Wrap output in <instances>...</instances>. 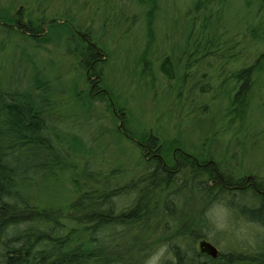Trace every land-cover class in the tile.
I'll return each instance as SVG.
<instances>
[{"label":"trees","instance_id":"trees-1","mask_svg":"<svg viewBox=\"0 0 264 264\" xmlns=\"http://www.w3.org/2000/svg\"><path fill=\"white\" fill-rule=\"evenodd\" d=\"M135 1L145 19V48L137 57L142 60L154 43V22L160 7L159 0ZM224 4L233 8L227 0L193 3L195 17L181 34L184 56L191 54L199 58L195 62H202L207 55L224 52L222 60H238L232 36H227L232 39L228 40V46H223L222 51L218 49L220 31L229 33L231 25L212 27L223 13L221 10L217 13V9ZM234 15L232 26L241 18L238 11ZM254 16L251 15L252 20ZM246 25L239 29H245L251 36V52H260L264 49V26H251L250 22ZM0 36L3 56L6 37L23 41L22 47L14 46V57L31 68L30 72L22 71V79L16 86L6 83L5 89L0 90V264H144L147 258L144 251L151 249L146 239L160 226L172 242L164 264H264V240L258 238L242 247L230 242L227 234L231 233L226 231L223 238L229 246L224 251L215 247L218 256L213 259L197 247L201 241L217 244L210 236L214 227L206 214L211 207L222 204L227 206L233 220L257 225L264 236V196L260 193L264 182L257 181L252 174L240 178L235 172L225 174L212 151L170 142L164 134L147 132L131 114L128 119L126 108L118 104L119 99L114 98L108 87L105 69L111 53L96 34L53 19L35 24L28 17L24 22L0 8ZM28 42L35 49L29 48L32 46ZM46 45L63 48L66 58L74 64V78L67 90L55 88L63 80L53 73L52 61L43 69L34 60ZM255 58L249 67L229 73L221 84L224 87L220 95L229 106L224 108L225 118H234L233 113L243 101L242 110L249 109L253 93L258 92L255 80L264 75V51ZM159 70L172 81L174 64L170 56L162 57ZM187 75L190 74L184 77ZM208 87L200 90L203 95L211 92ZM53 94L63 97L67 105L77 107L79 115L73 119L53 118L56 117L54 104L50 103ZM97 102H105L106 111L112 113L106 125L93 115ZM82 119H97L105 125L106 132H111L116 144L120 139L133 144L137 153L132 150L128 153L136 157L131 165L135 163L142 168L139 177L121 185L128 177L125 165H116L109 172L98 169L103 165L92 166L91 144L83 141L80 128L71 130ZM67 120L73 126L67 127ZM56 150L62 151L60 157L64 159L52 161ZM31 157L38 160L36 165L35 162L29 165ZM20 158L26 162L25 171L18 168ZM48 167L53 177L58 169L71 175L80 168L79 176L71 175L66 180L72 198L56 206L22 201V190L32 182L25 173H43ZM250 178L258 185L253 187ZM214 235L219 236L217 232Z\"/></svg>","mask_w":264,"mask_h":264},{"label":"rangeland","instance_id":"rangeland-1","mask_svg":"<svg viewBox=\"0 0 264 264\" xmlns=\"http://www.w3.org/2000/svg\"><path fill=\"white\" fill-rule=\"evenodd\" d=\"M196 1L159 0L160 9L154 22V43L148 50L149 53L141 56L142 60L137 57L145 48L143 36L145 19L142 8L135 0H0V8H4L13 19L20 18L24 22L28 17H31L35 24L43 19L45 22L53 19L61 23L78 25L88 29L93 35L96 34L111 53L105 69L108 87L113 92L114 98L119 99L118 104L126 108L128 119L131 114L137 124L142 125L147 132H153L158 136L164 134L170 142L192 145L195 150L212 151L225 174L235 172L237 178L252 174L257 181L264 182V75L256 77L255 86L259 89L256 90L258 92L253 93L249 101V109L242 110L243 101L236 113H233L234 118L228 119L223 115L224 108L229 106L221 96L223 89L220 90L224 87L221 84L229 73L233 74L249 67L258 53L264 51L261 48L260 52H251V36L245 29H239L247 26L249 22L251 26H264V0H227L233 6L232 9H228L225 4L217 9V13L220 10L223 13L220 14L219 19L214 20L212 27L215 28L216 25L228 28L231 25L232 28L229 33L220 31L218 49L222 51L228 46V40L232 39L227 36H232L231 43L236 44L235 50L239 52L236 62L231 59L222 60L226 56L224 52L207 55L202 62H195L199 58H194L191 54L183 55L180 46L181 34L188 22L195 17L193 3ZM236 11L241 18L232 26ZM251 15H255L253 20ZM22 42L14 36L5 38L4 56L0 52V90L2 91L6 83L16 86V83L22 79L23 70L28 69L30 72L31 68L28 64L23 65L21 59L14 57V46L22 47ZM28 44L32 46L29 48L35 49L33 43L28 42ZM230 55L236 57L233 52ZM164 56H170L174 64L172 81L165 78L159 70L160 60ZM36 57L34 60L41 68L47 67L52 61L55 65H50L53 73L63 80L62 84L56 85L55 88L67 90L74 78V64L66 58L64 49L46 45ZM186 73L190 75L184 77ZM23 81L27 83L26 79ZM205 87L211 91L207 95H203L200 91ZM214 97L215 100H212ZM50 103L54 104L53 112L56 117L53 118L59 116L73 119L74 116L79 115V109L67 105L63 97L53 94ZM105 106V102H97L93 115L98 116L106 125L108 121L110 122L112 113L106 111ZM111 111L115 112L113 109ZM66 122H68L67 127L73 126L69 120ZM103 124L97 119H82L71 130L79 131L80 128L83 141L87 143L88 140L91 144L92 166L103 165L98 166V169L109 172L116 169V165H125L123 169L127 171L128 177L121 182V185H125L142 173L140 166L135 163L131 165L136 157L128 153L131 150L137 152L132 143L129 144L123 139L116 144L111 132L104 130ZM55 153L56 157H53L52 161L62 160L60 159L63 157H60L62 151L56 150ZM220 154V158L217 157ZM19 161L18 168L25 171V160L20 158ZM37 161L31 157L29 165L34 162L36 165ZM131 169L134 170L132 173H130ZM50 171L52 169L48 167L43 173L38 171L33 172L32 175L25 173L26 176L29 174L32 182H28L22 190V201L42 206H56L65 204L72 198V189L69 185L66 186V180L71 175L79 176L80 168L71 175L68 171L58 169L54 177L50 176L52 173ZM120 175L122 178V173ZM244 203L251 205L246 201ZM206 216L214 227L210 235L217 241L214 247L220 251H224V247L228 244L224 239L226 231L231 233L227 234L228 240L242 247L255 238L259 241L264 240L257 225L233 220L225 204L211 207ZM162 228L163 226H160L146 239L151 249L146 250L149 249L146 248L144 251L147 252V258L143 260L144 264H164L169 244L172 242L168 240ZM216 232L219 236L214 235Z\"/></svg>","mask_w":264,"mask_h":264},{"label":"water","instance_id":"water-1","mask_svg":"<svg viewBox=\"0 0 264 264\" xmlns=\"http://www.w3.org/2000/svg\"><path fill=\"white\" fill-rule=\"evenodd\" d=\"M198 250H200L201 253L207 254L212 259L218 256V250L206 241H201L199 243Z\"/></svg>","mask_w":264,"mask_h":264},{"label":"flooded vegetation","instance_id":"flooded-vegetation-1","mask_svg":"<svg viewBox=\"0 0 264 264\" xmlns=\"http://www.w3.org/2000/svg\"><path fill=\"white\" fill-rule=\"evenodd\" d=\"M250 181H252V185L253 187H255L256 185H258L257 181H255L254 179H251L250 178ZM260 192V191H258ZM263 196H264V188L261 189V192H260ZM199 244H197V247H198ZM200 251V250H199Z\"/></svg>","mask_w":264,"mask_h":264}]
</instances>
